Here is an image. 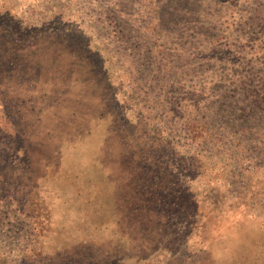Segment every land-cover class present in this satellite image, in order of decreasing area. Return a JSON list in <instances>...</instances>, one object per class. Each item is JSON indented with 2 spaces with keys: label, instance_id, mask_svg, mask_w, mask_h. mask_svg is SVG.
<instances>
[{
  "label": "rangeland",
  "instance_id": "obj_1",
  "mask_svg": "<svg viewBox=\"0 0 264 264\" xmlns=\"http://www.w3.org/2000/svg\"><path fill=\"white\" fill-rule=\"evenodd\" d=\"M190 2L0 0V264H264V136L188 131L264 0Z\"/></svg>",
  "mask_w": 264,
  "mask_h": 264
},
{
  "label": "trees",
  "instance_id": "obj_2",
  "mask_svg": "<svg viewBox=\"0 0 264 264\" xmlns=\"http://www.w3.org/2000/svg\"><path fill=\"white\" fill-rule=\"evenodd\" d=\"M189 1V0H188ZM190 3H194L196 0H190ZM262 12L263 15L260 14ZM256 19L253 23L248 26L249 31L242 33L244 36L251 34L256 36L255 28L257 23H261L264 19V9L258 11L255 15ZM249 36V35H248ZM241 37L235 39L234 43H231L228 55L232 54L231 51H237L240 46ZM244 46V55L247 54L253 55L254 58H251L247 63L242 62L244 60L243 56L240 58L226 59L221 60L223 62L222 69L220 70L219 77L221 79L212 82V84L221 87L223 85V93L218 98L215 97L218 90H214V85L204 86L202 91L206 95L212 97L210 100V106L204 105L205 110L209 112L202 121L192 118L189 122V132L192 135V126H198L202 129L208 136L212 134L217 136L221 134H226L234 125L241 126L240 130L250 132L252 128L254 130L253 134L257 136H264V44H260V51L256 45L249 47V51L246 52V45ZM262 50V51H261ZM256 54V55H255ZM253 63V65H252ZM211 84V83H209ZM214 89H213V88ZM194 92V91H191ZM197 95V93L192 94ZM199 95V94H198ZM215 98L216 105L218 108L212 109L211 103ZM200 100V99H196ZM193 99L192 106L196 111L200 104L195 103ZM209 100V99H208ZM217 121L218 129L212 130L214 122ZM247 122V123H245ZM253 127H249L248 125ZM239 128L235 129L238 130ZM194 131V128H193ZM214 131H217L216 133Z\"/></svg>",
  "mask_w": 264,
  "mask_h": 264
}]
</instances>
